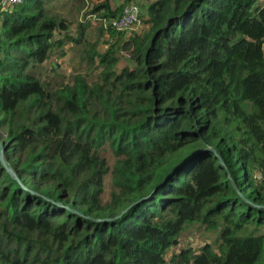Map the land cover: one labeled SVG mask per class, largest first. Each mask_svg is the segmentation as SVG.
<instances>
[{
  "label": "trees",
  "instance_id": "1",
  "mask_svg": "<svg viewBox=\"0 0 264 264\" xmlns=\"http://www.w3.org/2000/svg\"><path fill=\"white\" fill-rule=\"evenodd\" d=\"M1 1L0 264H264V0H154L96 42L132 0H66L75 33L61 0ZM74 46L97 79L48 65ZM190 224L214 242L176 249Z\"/></svg>",
  "mask_w": 264,
  "mask_h": 264
},
{
  "label": "rangeland",
  "instance_id": "2",
  "mask_svg": "<svg viewBox=\"0 0 264 264\" xmlns=\"http://www.w3.org/2000/svg\"><path fill=\"white\" fill-rule=\"evenodd\" d=\"M133 3H136L139 7L140 5L143 6V16L141 17V23L134 28V30L128 31L126 37L129 38L134 33H142L145 29L148 28V24L146 20L148 19V14L146 12L147 6L153 2L154 0H132ZM125 0H115V5L124 3ZM56 9L62 12L64 15H67L70 19L74 21L73 25V32L76 31L77 21H81L84 19V11L79 12L77 7H73L70 3L66 2V0H61L60 2L56 3ZM92 27L87 31V39L93 42L98 41L99 38V21L96 18H92ZM1 26V22H0ZM108 35L104 36L101 39V42L97 45V49L102 53L104 52L108 44ZM71 46V45H69ZM84 47L74 46L72 47L67 56L64 58L56 59L54 58L48 65H51L55 60L59 63V69L62 74L66 75L67 77L77 73H84L87 74L90 81L97 79L99 74L98 69V59L97 64L91 65L92 69H89V64L87 60L84 59ZM125 66L135 67V63L131 58V54L129 51H122L121 52V60L118 66V69H122ZM1 119V116H0ZM6 130L3 127H0V140L6 145L7 138H6ZM217 236L216 230H208L206 227L201 226L200 224H190L187 228L183 231L181 236V245L176 249H179L181 246H192L196 249L199 246L203 245L206 241L214 242ZM172 250H170L167 254V257L170 258Z\"/></svg>",
  "mask_w": 264,
  "mask_h": 264
},
{
  "label": "built area",
  "instance_id": "3",
  "mask_svg": "<svg viewBox=\"0 0 264 264\" xmlns=\"http://www.w3.org/2000/svg\"><path fill=\"white\" fill-rule=\"evenodd\" d=\"M22 0H2L4 8H14ZM105 28L117 31L134 30L141 23V9L136 3H129L125 6L121 15L115 18H96Z\"/></svg>",
  "mask_w": 264,
  "mask_h": 264
},
{
  "label": "water",
  "instance_id": "4",
  "mask_svg": "<svg viewBox=\"0 0 264 264\" xmlns=\"http://www.w3.org/2000/svg\"><path fill=\"white\" fill-rule=\"evenodd\" d=\"M0 158L4 166L15 173L14 168L11 166L10 162L7 160L6 155H5V145L4 143L0 140Z\"/></svg>",
  "mask_w": 264,
  "mask_h": 264
}]
</instances>
